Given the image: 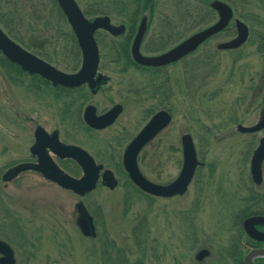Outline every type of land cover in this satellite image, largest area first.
<instances>
[{
  "label": "rangeland",
  "instance_id": "rangeland-1",
  "mask_svg": "<svg viewBox=\"0 0 264 264\" xmlns=\"http://www.w3.org/2000/svg\"><path fill=\"white\" fill-rule=\"evenodd\" d=\"M134 1L76 0L82 10L99 9L100 16L117 26L136 9ZM224 1L257 38L239 54L213 56L207 67L196 59L150 73L128 65L119 50L102 40L100 73L109 81L85 104H93L99 113L122 104L124 112L114 126L98 133L87 132L52 91L40 85L30 88L33 82L28 77L14 84L0 67V233L15 249L17 264H224L222 255L230 245L246 241L236 228L238 221L246 210L264 208L259 200L264 181L256 186L250 176L252 152L264 132L253 138L239 133L236 126H253L264 108V95L251 98L252 90L264 84V39L258 40V32L264 30V0ZM196 4V0H157L143 52L165 51L210 26L213 16L206 24L197 23L200 4ZM189 10L197 16L196 23L185 21ZM12 17L18 21L13 23ZM46 20L49 28L44 27ZM3 23L26 43L38 38L53 66L73 71L66 70L74 60L71 40L64 36L71 28L58 19L50 0H0V27L6 32ZM206 48L215 51L212 42ZM160 110L170 112L172 122L140 155L142 174L156 184L175 180L182 168L185 134L192 135L205 165L184 196L170 199L140 194L127 175L116 171L129 139L147 123L148 112ZM37 126L49 133L59 131L63 142L83 148L112 170L119 181L116 189L99 185L80 199L30 172L5 186V172L31 158ZM262 169L264 178V163ZM251 198L259 203L254 205ZM81 200L95 218L96 239L84 237L76 223L75 205ZM202 249L212 253L198 263L195 256Z\"/></svg>",
  "mask_w": 264,
  "mask_h": 264
},
{
  "label": "water",
  "instance_id": "water-1",
  "mask_svg": "<svg viewBox=\"0 0 264 264\" xmlns=\"http://www.w3.org/2000/svg\"><path fill=\"white\" fill-rule=\"evenodd\" d=\"M74 33L78 47L82 54V65L76 73H66L48 62L42 60L33 53L27 51L13 41L0 27V52L11 63L17 65L22 71L29 75H38L47 80L54 87L75 89L88 84L95 93V89L104 79L98 74L100 63V51L95 39L98 31H104L113 37H119L125 33V26L113 25L107 16L88 19L76 0H56ZM215 10L219 19L216 23L206 27L188 39L180 42L168 51L153 56L143 55L141 45L145 38L150 23V7L144 12L134 37L131 52L134 62L143 67H166L177 63L193 51L204 41L226 30L233 20V10L225 2L213 0L209 4ZM237 30L236 39L221 43L219 50H231L241 47L249 37V28L241 20H235ZM97 76V78H96ZM122 112V106L116 105L104 115L98 116L94 106H88L84 111V121L92 129L103 130L111 126ZM172 122V115L160 110L152 117L140 133L131 141L123 154V167L131 182L143 193L163 199H170L183 196L194 178L199 166H202L197 156L194 140L190 134L181 138L183 163L177 178L168 184H156L149 181L140 171L138 157L143 148L153 141ZM240 133H258L264 129V111L261 119L253 126L238 125ZM35 143L31 153L38 157V164L21 163L10 168L3 175V180L9 182L18 177L21 173L34 170L43 174L44 178L57 184L62 189L74 192L80 198L86 197L94 192L101 181V184L110 190L116 189L119 184L114 172L104 169L102 164H97L94 158L83 148L75 145H66L59 139L57 131L48 134L43 127H37L35 131ZM49 151L60 159H71L75 161L82 170L80 178H74L66 173L54 162ZM264 162V137L260 139L259 145L253 153L250 163V175L253 183L260 186L263 183ZM78 212V226L83 236L96 238L97 232L94 219L89 213L83 201L75 205ZM264 225V216H252L244 221V230L249 238L264 243V232L257 229V226ZM0 264H15L14 251L10 245L0 240ZM208 249L200 250L195 259L202 262L210 257ZM264 258V249L251 250L245 257L244 264H255V259Z\"/></svg>",
  "mask_w": 264,
  "mask_h": 264
},
{
  "label": "flooded vegetation",
  "instance_id": "flooded-vegetation-1",
  "mask_svg": "<svg viewBox=\"0 0 264 264\" xmlns=\"http://www.w3.org/2000/svg\"><path fill=\"white\" fill-rule=\"evenodd\" d=\"M197 1V3L198 4H200V6L198 5V4H196V6H199L200 7V12H199V14H200V16H199V20H197V16H195V14H194V12L192 11V10H189V13L187 14V20H186V22L187 23H189V24H192V22L193 23H196V20H197V23L199 22V24L200 25H202V24H206V20H207V18H208V16H213L212 18L214 19V21H213V23L211 24V25H213L214 23H216L217 21H218V19H219V15H218V13L215 11V10H213L212 8H210V6H209V4L211 3V1H213V0H196ZM201 1H206L205 2V4H202L201 3ZM208 1V2H207ZM220 1H223V2H225L224 0H220ZM226 3V2H225ZM228 4V3H227ZM229 5V4H228ZM152 6V7H151ZM230 7H231V5H229ZM152 8V9H151ZM232 8V7H231ZM232 10H233V14H234V16H233V22H232V24H231V27L233 28H231V27H228L226 30H229V29H232L233 30V32H234V37L233 38H220L219 36H221L226 30H224L223 32H221V33H219V34H217V35H214V36H212L211 38H209V39H207L206 41H204L195 51H193L192 53H190L189 55H187L186 57H184L183 59H181L180 61H178L177 63H175V64H172V65H169V66H166V67H158V68H151V67H143V66H139V65H137L135 62H134V60H133V58H132V52H131V48H132V44H133V41H134V37H135V35H136V33H137V30H138V27H139V24H140V22H141V19H142V17H143V14L144 13H142L141 14V16H140V18H139V20H138V22H137V27H136V30H135V34L133 35V37L131 38V40H130V43H129V46H128V48H129V55H130V58H131V61L133 62V66L136 68V69H139V70H144V71H149V70H154L155 71V73H158V72H163L164 70H166L167 68H170V67H174L175 65H177V64H181V63H184V62H187L188 60H191V61H195L196 59H198V61H200L201 63H203L204 64V61H205V65H206V67L207 66H210L212 63H211V59H212V57L213 56H215V55H217V54H221V53H228V54H233V55H236V54H239L240 53V51L248 44V43H253V41H254V38H257L256 37V35H255V32H254V30L253 29H251L246 23V25L248 26V28H249V37H248V39H247V41H246V43L245 44H243L241 47H239V48H236V49H231V50H219L218 49V45L219 44H221V43H225V42H230V41H232V40H234V39H236V36H237V30H236V28H235V20H240V19H238V18H236V15H235V11H234V9L232 8ZM208 12H210V14L208 15ZM150 14H151V22H153L154 21V18H153V16L155 15V0H153L152 1V5H150ZM203 17V19L201 20V18ZM111 20V19H110ZM242 21V20H241ZM150 22V23H151ZM123 26H125V33L124 34H126L127 33V25L126 24H122ZM210 25V26H211ZM151 27V24L149 25V28ZM206 28V27H205ZM205 28H203V29H205ZM150 30V29H149ZM149 30H148V32H149ZM202 30V29H201ZM199 31V30H198ZM198 31H196V32H198ZM148 32H147V34H148ZM196 32H194V33H196ZM194 33H191L188 37H190V36H192ZM147 36V35H146ZM111 37V36H110ZM122 36H119V37H112V38H116V39H118V38H121ZM188 37L187 38H185L184 40H186V39H188ZM259 37V36H258ZM145 39H146V37L143 39V42H142V45H141V53L143 54V55H147V56H153V55H159V54H162V53H164V52H166V51H168L169 49H171V48H173V47H175L177 44H179L180 42H182V41H180L179 43H177L176 45H174L173 47H171V48H169V49H167V50H163L162 52H158V53H154V54H150L151 52V50H148L147 51V53L148 54H145L144 52H143V44H144V41H145ZM261 38H258V40H260ZM183 40V41H184ZM96 41H97V39H96ZM218 41V42H217ZM212 42V45H215V51H212V52H210L209 53V51L207 50L206 51V47L208 46V44L209 43H211ZM97 44H98V42H97ZM98 47L100 48V46H99V44H98ZM152 52H155V51H152ZM81 53V52H80ZM100 53H101V48H100ZM82 55V54H81ZM101 55V54H100ZM120 56H123L121 53H120ZM82 57V56H81ZM199 57L201 58L200 60H199ZM237 58L238 57H235V60H237ZM81 65H82V58H81ZM100 63H101V56H100ZM100 63H99V68H98V73H97V76H98V74H101L100 73ZM81 65H80V67L78 68V69H76L75 71H72L71 73H76V72H78L79 70H80V68H81ZM196 68H198V67H196ZM60 70V69H59ZM200 70V69H199ZM63 72H65V71H63ZM66 73H68V72H66ZM154 73V74H155ZM102 76H103V80L101 81V83H99L98 85H97V87H96V91H95V93H93L92 92V90L89 88V85L88 84H86V85H83V86H81V87H79V88H75V89H70V88H64V87H60L61 89H66V90H77V89H80V88H83L85 91H86V93H88L89 94V99L86 101V102H88L89 100H91V98L93 97V96H96L100 91H101V89H102V87L105 85V84H107L108 83V81H109V79H108V77H106V76H104L103 74H101ZM28 76H32V75H28ZM33 76H37V77H39L40 79H42V80H44V81H46V82H48L47 80H45V79H43L42 77H40V76H38V75H33ZM97 76H96V78H97ZM49 83V82H48ZM53 88H58V87H54L51 83H49ZM41 87L43 86V85H40ZM40 87V88H41ZM44 87V86H43ZM258 91V92H257ZM264 93V84H262V85H260V87L258 86V89L257 90H255V89H253L252 90V93H251V98L252 99H254L256 96H261V94L262 95H264L263 94ZM264 98V97H263ZM255 100V99H254ZM85 102V103H86ZM263 104H264V100H263ZM116 105H121L122 106V112H121V114L118 116V118L115 120V122L111 125V126H109V127H107V128H105V129H103V130H96V129H92V128H90L86 123H85V121H84V111H85V109L88 107V106H94L93 104H84V106H83V109H82V112H81V114L79 113V120H80V118H81V122L84 124V126H85V128H86V130H87V132H89V133H98V132H101V131H104V130H107V129H109V128H111L112 126H114L116 123H117V121L119 120V118L121 117V115L123 114V112H124V106L122 105V104H115L114 106H116ZM114 106H112L109 110H107V111H105V112H103V113H99L98 112V109H97V107L96 106H94L95 108H96V111H97V115L98 116H101V115H104L105 113H107L108 111H110ZM165 111H167V110H165ZM263 111H264V108L262 109V111H261V113H260V116H259V119H258V121L261 119V116H262V113H263ZM168 112V111H167ZM170 113V112H169ZM148 116H149V118H148V121H147V123L152 119V117L155 115V111H149L148 112ZM171 114V113H170ZM172 115V114H171ZM257 121V122H258ZM256 122V123H257ZM146 123V124H147ZM255 123V124H256ZM146 124L144 125V127L146 126ZM254 124V125H255ZM240 125V124H239ZM37 127H40V126H37ZM37 127H36V129H37ZM143 127V128H144ZM238 127V125L236 126V128ZM142 128V129H143ZM36 129H35V131H36ZM141 129V130H142ZM140 130V131H141ZM35 131H34V135H35ZM55 131H57V130H55ZM55 131H53V132H55ZM140 131L134 136V137H132V138H130L129 139V141H128V144H127V146L131 143V141L140 133ZM237 131H238V129H237ZM53 132L52 133H49V132H47L48 134H53ZM58 132V134H59V139H60V141L62 142V143H64V144H66V145H73V144H68V143H65V142H63L62 140H61V137H60V132L59 131H57ZM239 132V131H238ZM262 132H264V129L261 131V132H258V133H247V134H245V133H241V134H243V135H250V136H252L253 138H255L256 137V135L257 134H260V133H262ZM240 133V132H239ZM191 135V134H190ZM192 136V135H191ZM264 137V136H263ZM193 138V137H192ZM261 139V138H260ZM260 139H258V142H257V146H256V148L258 147V145H259V141H260ZM155 140V139H154ZM153 140V141H154ZM194 140V139H193ZM153 141H151V142H149L144 148H143V150L141 151V153H140V155L143 153V151L153 142ZM34 143H35V136H34ZM34 143H33V145H34ZM32 145V146H33ZM32 146L30 147V149H29V152H30V156H31V158H29V159H27V160H24L23 162H20V163H17V164H14L12 167H10V168H13V167H15V166H17L18 164H21V163H29V164H38V157L37 156H34L32 153H31V148H32ZM75 146H77V145H75ZM127 146L125 147V149L127 148ZM195 148H196V146H195ZM256 148L253 150V152L252 153H254V151L256 150ZM125 151V150H124ZM196 151H197V149H196ZM49 153H50V155H51V157H52V159L54 160V162L63 170V172L64 173H66V174H68V175H70V176H72V177H74V178H80V176L77 174V170H76V168L77 169H80V166L75 162V161H73V160H71V159H60V158H58L57 156H55L54 154H52L50 151H49ZM124 154V153H123ZM140 155H139V158H140ZM197 156H198V153H197ZM253 156V155H252ZM182 157H183V155H182ZM198 159H199V161L201 162V160H200V158H199V156H198ZM97 163V162H96ZM201 163H203V162H201ZM250 163H251V161H250ZM98 164V163H97ZM70 166V167H69ZM72 166V167H71ZM205 165H204V163H203V165L202 166H199L198 168H197V170H196V172H195V175H194V178H193V180H192V182H191V184H190V186L194 183V181H195V178L198 176V174H199V170H200V168H202V167H204ZM122 167H123V156H122ZM9 168V169H10ZM8 169V170H9ZM104 169H105V167H104ZM106 169H108V168H106ZM123 169H124V167H123ZM35 173V174H38V175H40V176H42L43 177V179L44 180H46V181H48V182H50L51 184H54V185H57V184H55V183H52L51 181H49V180H47L46 178H44V176H43V174L42 173H40V172H37V171H34V170H30V171H26V172H23V173H21L18 177H16V178H14L13 180H11V181H9V182H5L4 180H3V177H2V182L5 184V186H8V184H10V183H13L16 179H18L22 174H25V173ZM99 183H101V181L99 182ZM58 186V185H57ZM189 186V187H190ZM260 186H262V185H260ZM60 187V186H59ZM61 188V187H60ZM62 189V188H61ZM63 190H65V189H63ZM188 190H189V188H188ZM65 191H68V192H71V193H73V194H75L74 192H72V191H69V190H65ZM188 192V191H187ZM1 201V200H0ZM76 213H77V218H76V223H77V225H78V217H79V215H78V212L76 211ZM252 216H264V215H260V214H257V215H252ZM252 216H247V217H245V218H243V220H242V222L240 223V221H238V223H237V229L240 231V232H244V234L246 235V233H245V230H244V221L247 219V218H249V217H252ZM93 217V216H92ZM93 219H94V224H95V218L93 217ZM96 225V224H95ZM257 229L259 230V231H261V232H264V225H259V226H257ZM247 236V235H246ZM97 237H98V234H97ZM96 237V238H97ZM1 238H4L3 236H1L0 237V240H2V241H4V242H6L7 244H9L10 245V243L9 242H7V241H5V239L3 240V239H1ZM96 238H92V239H96ZM7 239V238H6ZM246 241H244V243L242 242L241 243V247L243 248V250H244V252H246L245 254H244V258H243V261H242V264H244V260H245V256L251 251V250H255V249H264V243L263 242H257V241H255V240H252V239H250L248 236H247V238L245 239ZM11 241V240H10ZM10 247H11V249L14 251V257H15V260H16V263L15 264H17V258H16V253H15V249L12 247V245H10ZM212 253V252H211ZM211 256V255H210ZM0 257H2L1 255H0ZM206 260V259H205ZM204 260V261H205ZM262 260V258H257V259H255V264H264V261H261ZM204 261H202V262H204ZM198 262V261H197ZM202 262H198V263H202Z\"/></svg>",
  "mask_w": 264,
  "mask_h": 264
},
{
  "label": "trees",
  "instance_id": "trees-1",
  "mask_svg": "<svg viewBox=\"0 0 264 264\" xmlns=\"http://www.w3.org/2000/svg\"><path fill=\"white\" fill-rule=\"evenodd\" d=\"M50 1L52 3L53 7H55L57 10L58 19L61 22H63L64 25L68 26L66 18L63 15L60 8L58 7L56 0H50ZM152 1L153 0H135L134 3L136 6V9L132 13L130 11V15H128L125 18L126 20L124 19V22H122L123 24L127 25V33L124 36H122L121 38L116 39V38H112V37L108 36L107 34H104L107 38H102L101 32H98L96 34V39H97L99 46L101 47L102 40L106 39L107 41H109L112 44L114 49L119 50V53H121L123 55L120 57L124 61H126V63L128 65L133 66L134 64L131 61L128 46H129L131 38L135 34V30L137 27L136 25H137V22L141 16V14L144 13L148 9V7H150V5H152ZM156 3H157V0H155V8H156ZM178 4L179 3H177V5ZM199 10H200V8H198V11ZM83 12L87 18H95V17H98L100 15H103V12L101 10H99V9H93V10L91 9L90 10L89 7L87 9L83 10ZM208 14H210V12H208ZM12 18H13V20H12L13 23L18 21V20H16L15 17H12ZM3 25H4V28L6 30V34L12 40H14L16 43L21 45L23 48H25L29 52L37 55L38 57H40V58L44 59L45 61L52 64L53 60L44 52V48L42 47V43L40 42V45H39L36 42V39H38V38H31L33 41L26 43L24 38H22L19 34L15 33L14 30L7 23H3ZM49 26H50V21L46 20L44 27L49 28ZM35 32H36V30L33 31V33H35ZM226 34L234 35V32H233V30L229 29L223 33V35H226ZM64 36H66L68 39L71 40L72 46H71V52L70 53L73 55L72 59L74 60L73 66H71V68H66V70L68 71L70 69V70L75 71L77 69L78 65H80L81 53H80V50L78 48V45H77V42H76V39H75L73 32L71 30H69L68 32H66V35H64ZM258 36H259V38L264 39V30H262V32H258ZM262 47L264 49V44H262ZM102 51H103V49L101 47V52ZM121 58H117V59L121 60ZM117 59H116V61H118ZM0 67L4 70L9 81L13 82L14 84H19V83L21 84L24 81L23 79L25 77H28V78H31V81L33 82L32 86L29 85L30 88H33V89L35 88L37 90L39 88V85H43L46 88V90H48V92L52 91L55 94V100L57 102L59 100H61L62 102L65 101L64 102V108L67 110V112L69 113L70 116H72V117L75 116L76 120L79 118V113L81 114L85 102L89 99V94L86 93V91L83 88H80L77 90H66V89H61L60 87L53 88L48 82L40 79L37 76H28L17 65L11 63L8 59H6L2 55L1 52H0ZM148 72L155 73L154 70H149ZM47 94L51 95L50 93H47ZM67 99H69V101H67ZM80 121H81V118H80ZM76 170H77L76 171L77 174L80 173V169L76 168ZM117 170H121V172H123L124 175H127L125 173V171L123 170L122 164H120V163L118 164V167L116 166V171ZM129 184L137 192H139L142 195H145L144 193L140 192L130 181H129ZM261 195H262V197L259 200L261 202H263V206H264V194H261ZM145 196L149 197L148 195H145ZM250 201L253 202L254 205H256L255 203H259V202H255V199L253 200L252 198ZM257 214L264 215V208L263 209L262 208H260V209H251L250 208L244 212L245 217L257 215ZM97 216H96V218H97ZM0 236H2L1 233H0ZM244 254H245V252H244L243 248L241 246H239L237 244V242L236 243L233 242L230 245L229 249L226 251V253H224V255H222L223 260H224L223 263L224 264H230V263L231 264H242ZM261 261H264V258H262Z\"/></svg>",
  "mask_w": 264,
  "mask_h": 264
}]
</instances>
